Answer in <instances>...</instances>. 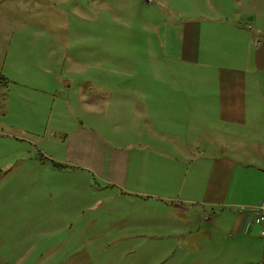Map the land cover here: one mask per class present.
Returning <instances> with one entry per match:
<instances>
[{
  "label": "rangeland",
  "instance_id": "374dc122",
  "mask_svg": "<svg viewBox=\"0 0 264 264\" xmlns=\"http://www.w3.org/2000/svg\"><path fill=\"white\" fill-rule=\"evenodd\" d=\"M235 1L0 0V264H264L260 224L240 228L263 203L252 207L264 197V128L244 131L225 204L209 207L145 204L46 155L93 119L127 146L157 70L145 44L153 51L160 27L249 14Z\"/></svg>",
  "mask_w": 264,
  "mask_h": 264
},
{
  "label": "crops",
  "instance_id": "0c3cea01",
  "mask_svg": "<svg viewBox=\"0 0 264 264\" xmlns=\"http://www.w3.org/2000/svg\"><path fill=\"white\" fill-rule=\"evenodd\" d=\"M244 1L249 14L222 12L221 17L204 22L160 27L153 51L145 44L151 54L148 62L157 70L144 76L143 97L134 115L138 128L126 134L127 146L105 138L99 128L107 124L93 119L95 126L81 121L63 153L47 150L46 155L68 169L90 174L120 196L145 204L177 209L179 204H225L237 168L232 161L242 148L235 144L241 143L245 130L264 128V0H237L236 8ZM157 34L156 30V38ZM79 61L85 60L74 59ZM87 62L100 64L94 58ZM91 95L99 96L98 88ZM228 129L233 131L231 146L223 138ZM176 155L188 160L189 166L181 165ZM210 160V166H205ZM241 177L247 174L242 172ZM244 218L243 231L251 232L260 224L253 214ZM258 228L264 238L261 224Z\"/></svg>",
  "mask_w": 264,
  "mask_h": 264
},
{
  "label": "built area",
  "instance_id": "2783aa9c",
  "mask_svg": "<svg viewBox=\"0 0 264 264\" xmlns=\"http://www.w3.org/2000/svg\"><path fill=\"white\" fill-rule=\"evenodd\" d=\"M253 215L256 216L257 220L262 226V236L264 237V201L262 205L256 209H252Z\"/></svg>",
  "mask_w": 264,
  "mask_h": 264
}]
</instances>
